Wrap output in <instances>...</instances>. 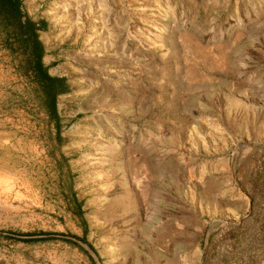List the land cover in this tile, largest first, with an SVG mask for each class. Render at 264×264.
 I'll return each instance as SVG.
<instances>
[{
	"label": "rangeland",
	"instance_id": "374dc122",
	"mask_svg": "<svg viewBox=\"0 0 264 264\" xmlns=\"http://www.w3.org/2000/svg\"><path fill=\"white\" fill-rule=\"evenodd\" d=\"M23 11L70 92L0 45V264H264V0Z\"/></svg>",
	"mask_w": 264,
	"mask_h": 264
},
{
	"label": "trees",
	"instance_id": "16d2710c",
	"mask_svg": "<svg viewBox=\"0 0 264 264\" xmlns=\"http://www.w3.org/2000/svg\"><path fill=\"white\" fill-rule=\"evenodd\" d=\"M25 0H0V45L10 55L19 60V72L33 84L39 94L40 105L48 122L56 129L59 138L60 118L57 110V99L67 95L70 87L64 77H54L43 63L45 47L40 40V33L46 30L45 21H34L23 11ZM75 201L74 213L82 220L81 204ZM31 238V235H25ZM47 239L56 238L55 234H38ZM62 237V236H59ZM44 239V238H39ZM85 243V238L79 239ZM91 247V246H89Z\"/></svg>",
	"mask_w": 264,
	"mask_h": 264
}]
</instances>
